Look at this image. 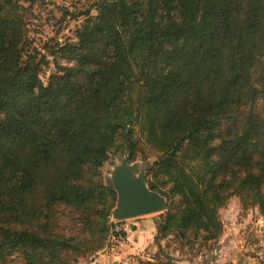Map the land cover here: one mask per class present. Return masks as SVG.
Segmentation results:
<instances>
[{
	"label": "trees",
	"instance_id": "trees-1",
	"mask_svg": "<svg viewBox=\"0 0 264 264\" xmlns=\"http://www.w3.org/2000/svg\"><path fill=\"white\" fill-rule=\"evenodd\" d=\"M28 11L0 0V264H78L105 248L113 150L141 151L169 200L156 244L208 249L234 197L264 220V0H94L72 16L74 41L45 54ZM47 57L73 64L45 84Z\"/></svg>",
	"mask_w": 264,
	"mask_h": 264
},
{
	"label": "rangeland",
	"instance_id": "rangeland-1",
	"mask_svg": "<svg viewBox=\"0 0 264 264\" xmlns=\"http://www.w3.org/2000/svg\"><path fill=\"white\" fill-rule=\"evenodd\" d=\"M19 4L25 8H29L28 13L25 14L27 29L29 31V37L32 41V47L36 51H40L41 54H45L44 47L51 43V40H56L59 43L65 41H74L75 31L78 26L83 22V18L78 19L72 18L76 17L80 13H83L90 9L94 4V0H17ZM92 13L95 14V11L92 10ZM47 64L43 66L41 73V79L43 83H47L49 78L52 75L57 74V63L62 67L60 60H53L51 57H47ZM143 153L138 151L137 159L133 160L131 163L133 165H138L141 168H145V161L143 160ZM147 161L153 163L155 157L150 154H146ZM123 156L118 150H113L110 152L108 162L101 169V178L102 182L106 183L108 178H111L113 171L116 166L122 163ZM147 175V172H146ZM148 182V177H147ZM149 185V184H148ZM161 194V193H160ZM174 202H178V199H174ZM117 203V198L115 201L114 208ZM110 216V230L108 232L107 244L105 248L94 255H88L85 258H81L78 264H95L98 257L101 254H109L107 257L110 259L107 260V264H113V258H110L111 254H116L119 256V264H125V259H135L138 258L135 264H142L146 262L141 260L139 262L138 256H129V253H132L131 250L136 248V245L133 241L128 243L127 233L130 235L135 232L132 229V225H138L142 221H152L153 223L160 222L161 215L166 213H157L146 216H141L133 219H128L125 221H116L113 219V210ZM221 219L227 223H249L247 233V238L250 239V242H254L256 246V252L261 253L260 255L264 257V229L261 228L262 223H264L263 218L260 216L259 211L254 208L243 209L241 202L238 198H232L228 205L220 211ZM255 223V224H253ZM63 225L69 230L72 227L69 226V223H63ZM127 230V232H125ZM193 237V236H191ZM164 247L158 248L159 251L164 256H169L176 251H185L187 256L195 253L200 249V244H197L193 249L184 248L181 249L179 240L174 236H171L168 240L162 241ZM155 245V244H154ZM161 246V245H160ZM155 246L150 245L145 249H142L140 254L144 257H152L155 255V252L151 251V248ZM198 252V251H197ZM121 256V257H120ZM260 256V257H261ZM156 260L154 259V262ZM262 261V259H261ZM142 262V263H141ZM148 262V261H147ZM10 264H21V260L17 257Z\"/></svg>",
	"mask_w": 264,
	"mask_h": 264
},
{
	"label": "crops",
	"instance_id": "crops-1",
	"mask_svg": "<svg viewBox=\"0 0 264 264\" xmlns=\"http://www.w3.org/2000/svg\"><path fill=\"white\" fill-rule=\"evenodd\" d=\"M223 221V220H222ZM224 224V233L221 239L215 243L210 244L208 249H203L201 252L193 253L191 256H187L185 251H176L169 255L173 259V264H261V253L256 255V246L255 243L250 242L248 236V224L249 223H225ZM255 224V223H253ZM261 228L264 229V223H262ZM133 232L131 235L127 233V241H133L136 245V248L131 250L132 253H129V256H138L139 262L141 260H147L148 262H154L155 260H163L164 255H162L158 248H163V243L156 244L155 238L157 236V227L156 223L152 221H142L138 225H132ZM127 232V230H125ZM155 244V245H154ZM153 245L154 248H151L153 258L141 256L140 252L142 249H145L147 246ZM161 245V246H160ZM109 254H101L97 258L95 264H107L109 259L107 256ZM121 257V256H120ZM110 258H113V264H119V256L116 254H111ZM138 258L128 259L124 261L125 264H135ZM110 260V259H109ZM135 262V263H134Z\"/></svg>",
	"mask_w": 264,
	"mask_h": 264
},
{
	"label": "water",
	"instance_id": "water-1",
	"mask_svg": "<svg viewBox=\"0 0 264 264\" xmlns=\"http://www.w3.org/2000/svg\"><path fill=\"white\" fill-rule=\"evenodd\" d=\"M110 179L117 194L114 220L125 221L168 211L169 200L150 189L145 168L133 165L126 152Z\"/></svg>",
	"mask_w": 264,
	"mask_h": 264
},
{
	"label": "built area",
	"instance_id": "built-area-1",
	"mask_svg": "<svg viewBox=\"0 0 264 264\" xmlns=\"http://www.w3.org/2000/svg\"><path fill=\"white\" fill-rule=\"evenodd\" d=\"M60 61H61V65H63V66H71L73 64L72 61H69L66 59H61ZM261 259H262L261 264H264V257L261 256Z\"/></svg>",
	"mask_w": 264,
	"mask_h": 264
}]
</instances>
